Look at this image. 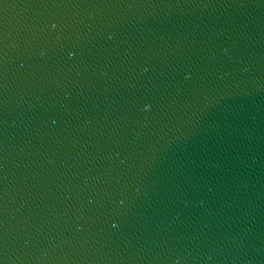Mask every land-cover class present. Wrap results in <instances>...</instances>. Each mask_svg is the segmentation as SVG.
<instances>
[{
	"label": "water",
	"instance_id": "water-1",
	"mask_svg": "<svg viewBox=\"0 0 264 264\" xmlns=\"http://www.w3.org/2000/svg\"><path fill=\"white\" fill-rule=\"evenodd\" d=\"M0 260L264 264V0H0Z\"/></svg>",
	"mask_w": 264,
	"mask_h": 264
},
{
	"label": "snow or ice",
	"instance_id": "snow-or-ice-1",
	"mask_svg": "<svg viewBox=\"0 0 264 264\" xmlns=\"http://www.w3.org/2000/svg\"><path fill=\"white\" fill-rule=\"evenodd\" d=\"M53 27H55V25H53ZM0 264H3V261L2 260H0Z\"/></svg>",
	"mask_w": 264,
	"mask_h": 264
},
{
	"label": "clouds",
	"instance_id": "clouds-1",
	"mask_svg": "<svg viewBox=\"0 0 264 264\" xmlns=\"http://www.w3.org/2000/svg\"><path fill=\"white\" fill-rule=\"evenodd\" d=\"M147 107V106H146Z\"/></svg>",
	"mask_w": 264,
	"mask_h": 264
}]
</instances>
